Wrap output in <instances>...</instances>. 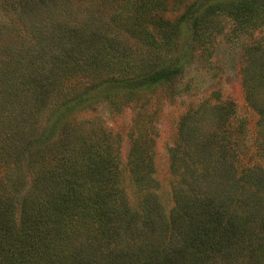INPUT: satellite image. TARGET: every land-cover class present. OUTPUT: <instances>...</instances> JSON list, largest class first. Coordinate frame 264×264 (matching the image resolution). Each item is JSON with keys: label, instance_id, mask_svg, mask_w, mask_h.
<instances>
[{"label": "trees", "instance_id": "16d2710c", "mask_svg": "<svg viewBox=\"0 0 264 264\" xmlns=\"http://www.w3.org/2000/svg\"><path fill=\"white\" fill-rule=\"evenodd\" d=\"M223 20L261 28L264 0H0V264H264L263 73L250 117L231 101L180 117L164 188L137 125ZM100 92L133 111L125 132L85 113Z\"/></svg>", "mask_w": 264, "mask_h": 264}, {"label": "rangeland", "instance_id": "374dc122", "mask_svg": "<svg viewBox=\"0 0 264 264\" xmlns=\"http://www.w3.org/2000/svg\"><path fill=\"white\" fill-rule=\"evenodd\" d=\"M179 12L180 6L166 11L163 16L173 20ZM219 26L222 31L213 37L205 60L197 58L198 50L192 53L188 48L183 49V60L187 62L183 76L175 83L159 86L141 97L150 99L151 108L138 118L137 125H142L141 129H148L149 122L153 128L150 135L154 137L155 143V178L161 188H164L166 179L167 148L172 143L176 122L183 114L187 111H204L211 106H221L223 102L231 101L238 118L251 116L244 96L249 91V79L254 72L259 70L264 75V26L247 32L232 30L228 20H223ZM185 36L189 37V34ZM105 100V92L91 95L84 109L85 113L100 119L113 131L124 129L125 132L133 111L126 108L123 112L108 115ZM260 105V101L256 100L252 107ZM207 116L212 121L215 120L212 113ZM208 117L205 120L203 115L202 122H210ZM185 119L186 124H190L191 118ZM126 151L125 137L120 147L122 161Z\"/></svg>", "mask_w": 264, "mask_h": 264}]
</instances>
